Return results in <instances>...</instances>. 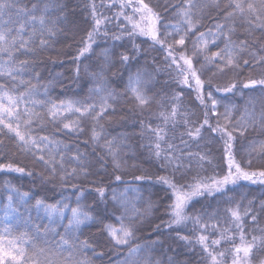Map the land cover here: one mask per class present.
Instances as JSON below:
<instances>
[{"label": "snow or ice", "instance_id": "6c2138e0", "mask_svg": "<svg viewBox=\"0 0 264 264\" xmlns=\"http://www.w3.org/2000/svg\"><path fill=\"white\" fill-rule=\"evenodd\" d=\"M116 6V3L105 5L103 2L97 5L93 0L85 9L90 11V19L87 22L89 28L86 36L81 37L80 47L71 61L77 65L76 78H79L81 71L79 66L81 58H88L94 52L97 46L96 38L101 35V30L105 29L103 31L105 39L109 37L106 29L113 17L105 16L100 9L105 7L111 9ZM119 7L120 11L115 13L119 34L112 35L111 39L114 42L127 40L131 47L114 43L111 48H103L96 53L100 64L95 71L89 73L94 84L89 90L90 95L83 100L70 99L56 103L50 99L34 98L39 94L40 87L45 88L46 95V85L32 84L31 81L26 82L23 79H19L18 82V78L35 71L36 61L25 59L17 65L16 56H34L37 50L51 47L55 37L62 31L58 25L68 20L66 5L60 4L58 0H31L29 7L26 0H0V55L7 57L0 62V160H8L9 148H15L25 156L30 155L33 161L32 168H29L28 164L20 165L16 160L0 163V170L38 177L43 184H59L62 191L66 190L73 180L95 175L96 172L90 170L93 164H98L100 170L107 169L109 159L113 172L120 173L115 175L107 186L102 179L90 182L98 185L94 193L99 197L98 200L94 198L91 205L81 203L86 190L78 183L70 184L76 196L73 206L67 197H62L55 203H46L45 199L38 198L33 204L31 203L33 197L29 192H21L6 182L4 191L7 195L4 197L0 194V200L3 201L0 207L4 211V216L0 219V264H92V259L87 257L80 259L79 256L85 251H91L93 259H103L105 253L96 251V248L102 245L99 242L93 245L87 240L81 241L79 235L82 234L83 227L94 224L102 225L99 235L104 237L112 248L128 249L127 252L117 253L122 257L119 264H163L161 260H153L151 255L154 250L152 245L156 244V241L131 246L138 230L137 217L143 214L133 209V213L129 215L130 201L126 193L129 190L135 192L137 189L126 187L123 193L112 189L111 207L107 200V191L111 183L127 185L131 182L153 179L155 183L164 186V199L170 201L165 205L164 213L168 220L155 225L154 234L159 233L161 228L172 231L174 225H184L191 221L200 232L209 233L196 238V243L201 248V259L197 264H225L229 255L232 257L231 264H253V261L256 264H264V256L260 255L264 253V228H253L249 232L241 223L243 217L239 211V204L236 208L225 210V215L230 216L235 228L220 229V236L217 239H210L220 223L216 213H207L204 211L205 205H202L201 210L195 215L187 214L188 209L200 199H216L218 196L223 198L227 192L243 186L242 182L264 187V140L253 139L247 149L250 158L246 161L236 159L235 148L239 138L246 140L252 132L258 130L259 135L264 136V43L261 42L264 41V36L251 39L253 33L257 31L264 33V0H226L223 5L221 0H180L177 4H165L162 8L158 3L150 7L145 0H120ZM172 8L178 9L174 14L179 18L178 25L165 22L167 13ZM128 9H131L130 14L127 12ZM53 11L58 13L55 18L50 17ZM206 11H216L217 15L208 19L219 22L205 25ZM137 16L139 20L136 19ZM121 17L123 22L120 20ZM69 23L83 31L76 25L75 19ZM237 26H246L245 39L233 40ZM200 28L207 30L199 31ZM140 37L145 39L137 44L136 41ZM148 41H151L150 47L153 50L165 53V68H157L156 71L167 70L170 74L175 73L173 77L175 83L186 86L194 93V96H189L188 104L196 111L184 106L183 87L180 92H174L171 96L166 95L161 101H156L155 96L159 93L148 95L154 76L140 68L135 72L130 71L138 56L143 54L142 45ZM189 41L191 55L188 54ZM221 41L223 47H220ZM32 45L35 47H31ZM116 47L123 48V51L116 52ZM210 47L217 48V51L209 55ZM117 64L122 66L118 77L120 81H123V72L128 71L122 92L110 89L105 75ZM244 68H250L252 71L241 87L239 78ZM229 73L232 75L224 84L214 83ZM113 76L117 74L113 73ZM35 79L39 81V72H36ZM26 83L25 91L20 92L19 86ZM257 88L261 93L259 113L255 111L254 97L249 98L247 105L251 107L246 105L239 120L233 118L235 106L223 105L224 110L219 111L221 102L226 97H218V94H235L237 91L243 94L245 90L254 92ZM120 97H124L126 102L131 101L133 109H138L141 114L154 101L162 109L156 114V118L162 121V124L153 127L151 117L147 124L144 119H139L141 128L139 135L142 140L147 141L146 144H140V148L147 149L148 159L145 162L156 164L158 166L156 170L165 173L164 175L146 173L133 176L131 181L124 179L125 173L122 168L126 167V161L123 159V150L129 147L126 143L128 137L105 139L104 127L99 123L110 110L116 111L114 104ZM90 99L93 100L92 103H88ZM37 106L47 108L44 115L56 125L57 133L82 135L85 129L81 125L90 119L93 122L90 140L94 146L100 148V153L94 150L91 154L94 161H89L86 154L77 149L71 156L76 167L69 170L65 166L69 145L64 144L61 147V141H54L47 135L35 134L33 124L36 120L43 121L41 114L33 110ZM69 115L77 118L69 120ZM193 116L196 117L195 120L192 119ZM177 127L185 129L179 133V143H176ZM169 131H172L173 135L169 136ZM205 133L209 138V145L216 143L217 140L222 142V150L217 147L218 157H212L210 150H190L192 144H196L197 148L205 147L199 143L205 140ZM252 157H255L256 163ZM213 159L218 161L214 165ZM205 163L214 169L212 174H207ZM36 166H41L42 170L39 173L33 170ZM108 175L111 177V174ZM233 199L228 197L227 201L231 202ZM254 203L252 201L250 205ZM151 206L149 202L148 208ZM32 209L36 210L38 216L48 221L44 225L43 234L45 236L51 234L59 239L46 241V247L37 248L33 245L32 249L28 250L21 246L30 243V240L25 239L27 233L14 235V229L21 223L25 226L32 223L31 215H24V212L30 213ZM261 214H264V200L260 201L258 212L250 207L244 216H250L251 223L256 225ZM205 217L208 220L216 219V225H211L207 221L201 223ZM58 227H63V233L57 230ZM34 229L37 235L41 234L39 225H34ZM229 231L233 234L228 235ZM236 231L239 232V243H236ZM255 232H259V235L251 234ZM176 238L192 243L190 237L180 236L179 232ZM222 242L230 243L232 247L218 252L217 246ZM168 264H172L171 258Z\"/></svg>", "mask_w": 264, "mask_h": 264}, {"label": "trees", "instance_id": "16d2710c", "mask_svg": "<svg viewBox=\"0 0 264 264\" xmlns=\"http://www.w3.org/2000/svg\"><path fill=\"white\" fill-rule=\"evenodd\" d=\"M28 2V6L31 7V0H26ZM60 4L66 5V12L68 14V20H65L63 23L58 25L59 28L62 29L60 34L55 37L54 42L51 44V47L44 50H37L34 56H25L18 55L16 56L17 65L22 60H35L36 68L35 71L30 72V74L24 75L19 79H23L24 81H31L32 84L46 85L47 93L45 95V88L40 87L38 89L39 94L34 98L37 100H46L50 99L53 102L59 103L61 100H83L85 97L90 95L89 90L94 86L93 80L90 78L89 73L96 70V67L100 64V60L97 58L96 53H99L103 48H111L113 44H125L127 47H131V43L127 40L124 41H113L111 36L114 34H119V25L115 19V13L120 11V0H94V2L99 5L102 2L105 5H109L112 3H116L115 8L108 9L105 7L104 9H100L103 11L105 16L113 17L112 22L107 26V31L109 32V37L105 39L103 36V31L101 30V35L97 36L96 42L97 46L94 48V52L88 56V58H81L80 62V74L79 78H76L75 69L77 67L76 63L71 62L72 58L77 54L78 48L80 47L79 41L82 36H86L87 29L89 28L88 20L90 19V11H86L87 6L93 2V0H58ZM180 0H145V3H149V6H153L155 4L161 5V8L165 4H177ZM226 0H221V4L225 3ZM178 9L172 8L167 13V17L165 22L173 25L179 24V18L175 17L174 14ZM127 12L130 14L131 9H128ZM58 15L55 11L50 13L51 18H55ZM206 18L204 20L205 25H209L211 22H219V21H210L208 17H214L217 15L216 11H206ZM75 19L76 25H78L79 29H83V31L78 30L76 26L69 23V21ZM139 20V17L136 18ZM121 22H123V17L120 18ZM239 21L237 24L239 25ZM130 27V26H129ZM245 28L237 26L236 32L233 35V40H243L245 39ZM172 31V29H168ZM206 28H200L199 31H206ZM68 39H65V37ZM264 36V33L259 31L253 33L251 39L255 40ZM178 38V37H177ZM195 37L193 36V39ZM27 39V36H25ZM145 39L144 37H140L137 39L136 43L139 44L141 40ZM264 43V41H261ZM36 43H39V37L37 36ZM151 41L142 45L141 52L143 54L138 56V59L132 64L130 71L135 72L137 68L143 69L148 73H151L154 76V81L151 86V90L148 92V95L152 96L156 93L159 95L155 96L156 101H161L163 97L171 96L174 92H180L181 87L184 88L183 95L184 106L188 107L192 111H196L192 105L188 104L189 96H194V93H191L186 86L177 85L173 79L175 73H171L167 70L157 72L156 69H164L165 62L164 57L165 53L162 51L153 50L151 47ZM31 47H35L32 45ZM158 47V46H157ZM220 47H223V42H220ZM191 41H189V51L188 54L191 55ZM116 52L123 51V48L116 47ZM217 51V48L210 47L209 55L211 52ZM155 58V60L153 59ZM7 59L6 56L0 55V62ZM203 60V57L200 58ZM199 64H197V67ZM122 71V66L117 64L112 69H110L105 75L108 79V87L114 88L116 92H122L124 89V83L127 80L128 71L123 72V81L118 79L120 72ZM252 71L250 68H244L241 70V87L243 82L246 80L249 72ZM36 72L40 73V79L37 81L35 79ZM113 73H116L117 76H113ZM207 75L205 78H207ZM232 74L229 73L228 76L220 77L214 81V83L224 84L228 78ZM258 78V77H257ZM116 83H113V81ZM17 82V83H18ZM167 85V87H165ZM27 87V83L23 86H19V91H25ZM219 96L226 97L221 102V107L219 111H223V105L235 106V111L233 114V118L235 120H239L241 116L244 114V109L247 105V102L250 97L256 98L255 111L257 113L261 110V102L259 97L261 93L259 88L256 91L250 92L245 90L243 94L240 91H237L235 94H224L220 93ZM94 99H98L94 97ZM93 100H88V103H92ZM251 107V105H247ZM23 108V105L21 106ZM116 109L115 112L111 110L108 112V115L104 117L103 120H100L99 123L103 125L105 131V139H112L114 137L119 138L121 136H127L128 140L126 143L129 145L128 148L123 150V159L126 161V167L122 168V171L125 173L124 179L126 181H131L133 176L136 175H144V174H152L156 175H164L163 172H158L157 165L154 163H146L145 161L148 159L147 149L140 148V144H146V140H142L140 137V124L139 119H144L145 124L149 123V117H151L152 126L155 127L157 124H162V121L156 118V114L162 109L157 105L154 101L149 108H147L142 114L138 109H133V105L131 101H125L124 97H120L119 101L114 104ZM35 112L40 113L43 117V121L36 120L33 124V129H35L36 135H47L50 139L54 141H61V147L66 144L69 145L67 150V155L65 159V166L70 170L73 167H76V163L72 161V154L79 149L80 152L85 153L87 159L89 161H94V157L91 155L95 150L96 153H100V148L94 146L90 140L91 130L93 126V122L89 119L85 121L84 124L81 125L85 129L82 135L66 134L65 132H56V125L50 122V118L46 117L44 114L47 111V108H41L39 106L33 109ZM183 111V108L181 109ZM202 109L200 112L202 113ZM76 116L69 115L68 119H76ZM202 119V115L200 117ZM193 120L196 119L195 116L192 117ZM67 122V121H65ZM182 123V121H181ZM135 124V127H133ZM42 128V130H41ZM99 131V129H97ZM185 129L183 127H177L175 129V135L177 136L176 143H179V133L184 132ZM173 135L172 131H169V136ZM185 139L187 137L185 136ZM208 136L205 133V140L200 141L201 145L205 147L197 148L196 144H192V151H211L212 157H218L219 153L217 152V147L222 150V142L218 141L216 143L208 144ZM253 139L259 141L264 140V136H260L258 130L256 132H252L248 138L245 140L244 138H239L236 142V159L237 160H248L250 157L247 155V149L249 144L253 141ZM85 141H88L86 144ZM10 143V142H9ZM103 143V141H101ZM59 159V156H57ZM253 162L256 163L255 157H252ZM12 160H16L20 163V165L28 164L29 168L33 167V161L31 156H25L23 153L17 152L15 148H9V159L8 160H0V163H8ZM218 161L213 159V165ZM204 167L208 169L207 174H212L214 170L207 163H205ZM35 172L39 173L42 169L41 166H36L33 169ZM91 171L96 172L95 175H90L87 178L81 177L80 180H73L71 183H78L82 189H85V196L82 199L81 203L85 205H91L93 203L94 198L99 199L98 196L95 195L94 189L98 186L95 183H90L91 181L103 180L105 186L111 182V179L114 178L115 175L120 174L119 172H113L111 160H108V167L105 170H100V166L98 164H93V168ZM111 174V177L108 175ZM194 174V173H193ZM6 182L8 185L15 186L21 192H29L33 199L31 203H35L36 199H45L46 203H55L56 200L61 199L62 197H67L72 202L73 206H75L76 196L74 194L75 190H73L70 184L66 187V190H61V186L59 184L47 183L43 184L38 177H29L27 175H21L15 172H8L4 170H0V194H3L6 197L7 193L4 191L6 187ZM241 187L237 188L235 191H229L225 194V197H216V199L205 198L200 199L198 203H195L192 207H190L187 211L188 215H195L197 211L201 210V206L205 205L204 211L207 213H216L217 219L220 221L214 235L210 236V239H217L220 236V229L228 228L234 229L235 225L232 223L230 216L225 215V210L228 208H236L237 204L240 205L239 211L241 216L243 217L241 223L245 228L251 232L253 228H264V214H261L259 217V221L256 225L251 223V217L244 216L246 210L250 207L258 212V206L261 200H264V187L260 185H252L249 182H242ZM129 189H137V191L133 192L129 190L126 193L127 199L130 201L129 204V215L133 213V209L143 214L142 216H138V230L135 233L131 246H135L136 244H151L152 241H156V244L152 245L151 252L153 260H161L163 264H168L169 259L171 258L172 264H197V261L201 259V248L196 243V238L201 235H209L208 232H200L195 228L191 221L187 222V224L173 226V230L169 231L165 228H161L159 233H153V229L155 225L160 224L161 221H167L168 216L165 213V205H167L170 201L164 199L165 197V188L164 186L157 184L153 181H142V182H131L129 184L123 183H111V187L108 188L107 191V200L109 203V207L112 206V189H116L118 193H123L125 188ZM228 197H233L234 199L231 202L227 201ZM254 201V204L250 205V202ZM67 202V201H66ZM149 202L151 203V208H148ZM3 201L0 200V204ZM207 205H210L208 207ZM103 205H101L102 207ZM23 211V209H21ZM119 215V212L116 213ZM24 215H31L32 223L25 226L21 223L18 227L14 229V235L17 233H27L26 240H30V243H24L21 246L25 247L28 250L32 249V246L35 245L37 248L46 247V241H52L54 239H59V237H53L51 234L45 236L43 234L44 225L48 223L47 219L38 216L35 209H32L31 212H24ZM4 216L3 208L0 207V219ZM208 222L211 225H216L217 220H208L205 217L204 220H201V223ZM112 222L114 221H106ZM67 223V220L64 221V224ZM34 225H39L41 229V234L37 235L35 233ZM102 225L94 224L88 227H83L81 229L82 234L79 235V239L81 241L87 240L90 244L95 245L99 242L102 247H97L96 251H103L105 253L103 259H93V253L91 251L83 252L79 258L84 259L85 257L92 259V264H119V260L122 259L121 256L117 255L118 252L123 251L127 252V248L124 249H115L112 248L105 240L104 237L100 236V230ZM59 232L63 233V227H58ZM212 229H209L211 232ZM177 232H179L180 236H188L192 240V243H186L183 240H180L177 237ZM228 235H232V231L227 233ZM252 235H259V232L251 233ZM236 243H239V232H235ZM251 239V236L248 237ZM232 247L230 243L222 242L221 245L217 246V251H226ZM261 256H264V253H260ZM232 257L229 255L225 264H231ZM253 264H256L253 261Z\"/></svg>", "mask_w": 264, "mask_h": 264}]
</instances>
